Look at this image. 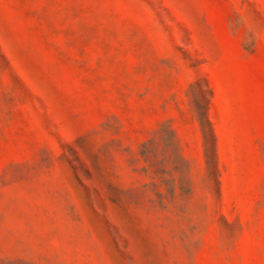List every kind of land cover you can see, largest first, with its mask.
I'll return each instance as SVG.
<instances>
[{
    "label": "rangeland",
    "instance_id": "obj_1",
    "mask_svg": "<svg viewBox=\"0 0 264 264\" xmlns=\"http://www.w3.org/2000/svg\"><path fill=\"white\" fill-rule=\"evenodd\" d=\"M0 264H264V0H0Z\"/></svg>",
    "mask_w": 264,
    "mask_h": 264
}]
</instances>
